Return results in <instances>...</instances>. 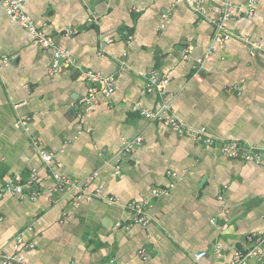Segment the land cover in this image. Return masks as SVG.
<instances>
[{"label":"crops","instance_id":"0c3cea01","mask_svg":"<svg viewBox=\"0 0 264 264\" xmlns=\"http://www.w3.org/2000/svg\"><path fill=\"white\" fill-rule=\"evenodd\" d=\"M223 1L201 0L197 12L183 0H23V10L80 68L54 74L51 48L34 44L0 8V58L15 56L0 61V186L32 170L39 186L35 200L0 198L1 255L12 254L20 236L32 244L20 252L25 264H227L235 249L253 246L249 235L264 237L263 166L139 114L167 102L186 125L264 149V54L236 37L214 42L210 20ZM230 2L224 27L264 46V0ZM81 69L111 76L114 89L79 115L89 86ZM151 70L168 78L162 96L144 91ZM23 115L31 117L28 132L14 126ZM31 134L51 154V169ZM136 137L139 146L120 159L117 173L122 141ZM53 172L117 200L78 197ZM132 200L148 203L146 226H126ZM200 251L206 255L195 259Z\"/></svg>","mask_w":264,"mask_h":264},{"label":"built area","instance_id":"2783aa9c","mask_svg":"<svg viewBox=\"0 0 264 264\" xmlns=\"http://www.w3.org/2000/svg\"><path fill=\"white\" fill-rule=\"evenodd\" d=\"M23 0H0V8H3L11 22L20 24L25 28L31 38V41L34 44H37L43 48H51V62L48 69L49 74L60 73L66 69L78 68V64L75 59L72 57L70 51L54 42L52 37L47 34L43 29L39 28L35 22L32 20L31 16L27 14L22 8ZM189 2L191 8L195 11L200 10V1L201 0H183ZM232 5L230 0H224L222 2L221 11L218 17L211 19L210 23L213 25V40L217 44H223L231 38H238L243 42L250 43L254 51L262 52L264 54V46L257 42H250L249 37L247 36H237L229 32L223 25L224 21L232 19L231 15ZM253 8L252 3H248L246 8V13L251 14ZM92 18L89 19L91 21ZM190 50V47H187L185 50L184 56L187 57V54ZM210 54L209 52L204 56V58L197 59V64H201L204 59H208ZM15 56L0 58L1 63L7 65L14 59ZM199 66V65H198ZM194 72V77H197V69ZM81 76L84 77L88 82L89 86L84 96L78 100V111L79 115L91 110L96 106L97 96L99 94L108 95L113 92V84L111 76H102L98 72H94L90 69H81ZM145 86L144 91L146 93H155L159 96H162L164 89L168 83V78L161 74L157 70H151L145 74ZM19 104H15L14 107H17ZM139 114L145 119L163 124L167 126L171 131L177 135L184 136L190 140L206 145L218 147L219 150L230 158L240 159L242 161L251 162L256 165L264 167V149L257 148L253 145L234 140V139H217L213 137L204 127H194L189 126L181 122L172 112L170 105L167 102H161L157 109H146L144 107L139 108ZM31 117L29 115H23L19 117L15 123V127L22 128L24 131H29V123ZM31 140L36 146L38 154L44 163L45 166L51 169V154L45 151L39 137L35 134H31ZM141 138L136 137L134 139H124L122 141V147L119 152L118 163L115 166V170L118 173L120 169V159L130 155L140 144ZM53 177L55 180L61 184L72 187L77 190L78 197L85 199L92 198H102L107 202L115 203L117 198L114 196H103L99 193V190L95 187H89L85 185H80L74 182H70L63 176L53 172ZM38 173L35 170L29 172L27 178L22 179L20 176L16 175L0 186V198H3L7 195H14L20 199H29L35 200L38 195ZM159 190H153L154 195H158ZM148 203L144 201L132 200L125 204V209L130 211L133 214L131 223H128L126 226H129L133 223H138L140 225L146 226L150 222V218L147 215ZM118 225V224H117ZM248 240L253 244L252 247L247 249H235L233 257L230 262L227 264H248V261L251 258H256L259 262L264 259V251L261 249V244L264 242V237L256 236L254 234L248 236ZM32 247V244L22 240L20 236H16L13 241V253L9 255L0 254L1 264H25V261L20 254V252L25 249ZM139 256L142 260L148 258V253L144 248L138 251ZM206 255V252L200 251L195 253L193 256L195 259L202 258ZM105 264H114L113 259H109Z\"/></svg>","mask_w":264,"mask_h":264}]
</instances>
